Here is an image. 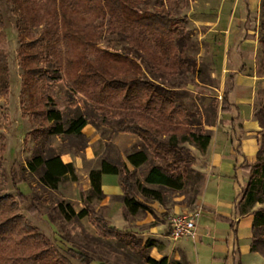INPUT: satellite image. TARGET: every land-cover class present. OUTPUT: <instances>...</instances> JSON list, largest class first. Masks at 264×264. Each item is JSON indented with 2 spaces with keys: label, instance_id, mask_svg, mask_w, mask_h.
<instances>
[{
  "label": "rangeland",
  "instance_id": "374dc122",
  "mask_svg": "<svg viewBox=\"0 0 264 264\" xmlns=\"http://www.w3.org/2000/svg\"><path fill=\"white\" fill-rule=\"evenodd\" d=\"M22 1L0 0V196L10 197L16 205L14 215L40 236L43 244L39 249L52 260L58 255L62 261L82 264L68 254V249H73L91 257L90 264H146L147 257L156 260L166 257L167 264H188L187 259L196 264L197 256L201 264H208L203 243L168 236V220L173 213L190 217L196 229L211 225V216L203 211L202 205L205 203L213 208L214 204L215 207V196L209 194L203 199L208 174L199 170L195 163L198 159L196 147L189 142L178 143L187 148L185 156L193 158L179 165L185 169L181 189L144 182L149 168L160 162L137 135L119 130L130 120L132 110L121 102L124 88L116 83L120 81L122 85L135 78L158 85L164 95L191 115L192 123L213 139L219 128L228 129L231 123L234 126L238 123L233 114L237 107L232 101L233 73L247 70L236 60V45L248 47L257 73L264 76V0H132L133 4L130 2L128 6L134 5L144 13L167 14L168 5H174L168 15L182 19L175 26L178 65L174 70L156 66L155 61L130 46L125 38L129 29L123 30L116 14L112 17V8L109 9L105 0H79L83 12L74 21L85 33L62 39L61 31L73 33L75 29L71 26L60 29L57 24L59 38L55 43L48 45L39 41L28 49V60L33 57L34 61L31 69H39L34 77L36 83L42 85L41 94L51 95L47 109L60 112L64 128L79 115L88 120L77 135L50 134L48 129L55 122L47 123L24 110L26 94L21 100V89L26 78L23 67L26 42L40 40L44 25L29 27L32 36L26 37V12L14 11L15 5ZM54 20L58 23L59 17ZM34 51L35 57L32 56ZM104 53L119 54L122 58L113 62L114 57ZM124 53H127L126 58ZM101 67L117 70L106 78L111 86H96L92 99L74 89L72 80H89L95 84L98 76L93 70ZM43 73L50 77L61 76V80L49 81ZM245 86L240 84L239 88L245 89ZM252 103L253 116L260 124L258 149L261 148L264 157V89L255 92ZM168 135L165 132L160 138L165 140ZM138 151L144 152L147 159L135 169L132 178L143 186L159 190L163 201L149 200L148 210L124 218L120 175L104 174L107 192L103 190L101 176L102 195L97 198L90 189L89 174L99 169L102 160L117 167L124 162L132 170L126 156ZM36 154L44 158L59 156L63 163L72 164L74 175L61 177L54 189L45 186L39 180L40 169L31 173L26 168L27 161ZM231 194L229 188L220 190L225 200ZM84 200L91 214L67 216L66 205L78 213L85 206ZM259 207L261 205L253 206L254 209ZM95 216L104 220L106 227L114 230V235L104 234L97 227ZM206 241L202 237V242ZM7 242H0V253H13L15 262L5 264H26V243Z\"/></svg>",
  "mask_w": 264,
  "mask_h": 264
},
{
  "label": "trees",
  "instance_id": "16d2710c",
  "mask_svg": "<svg viewBox=\"0 0 264 264\" xmlns=\"http://www.w3.org/2000/svg\"><path fill=\"white\" fill-rule=\"evenodd\" d=\"M24 0L15 5L14 11L20 13L26 12V37H31L29 27L37 28L39 25H44L41 29V39L30 40L26 42V63H23L26 78L23 80L21 89V100L26 94V107L24 110L31 113L33 116L41 117L45 122H55L54 126H50L48 132L50 134H80L82 128L88 123V120L83 115H79L72 120L69 125L64 128L61 124V114L58 110L47 109L46 104L51 100V95H44L42 85L36 83L34 75L39 69H31L30 65L34 64L28 49L33 47L39 41L45 44L55 43L59 36L56 32L59 24L60 29H67L69 26L74 27L73 33H63L61 30L62 39L76 34H83V29H78L74 18L82 14V5L79 0H58L59 9H56L57 0ZM86 2V0H83ZM90 1V0H88ZM111 11L112 17L115 15L118 24L123 30L129 29L126 33V40L132 48L138 49L144 53L146 58L155 61V65L162 68L174 70L178 65L177 45L174 39L176 32V24L179 20L170 17L169 10L173 4L168 5L167 14L153 11L144 13L140 8L134 5L128 6L132 0H105ZM135 3V2H134ZM129 7V8H128ZM25 8V10H24ZM24 10V11H23ZM42 11V12H41ZM59 17V22L54 20ZM74 21V22H73ZM1 24V23H0ZM1 26V25H0ZM49 27L53 31L48 32ZM40 43V42H39ZM22 46V44L20 45ZM129 46V47H130ZM22 50H20L21 52ZM33 54V53H32ZM108 56L121 60L122 56L113 53H104ZM37 53L34 51V56ZM127 53H124V58ZM163 58L165 62L163 63ZM147 59V60H148ZM107 62H104L106 64ZM2 58H0V80L2 76ZM102 68V67H101ZM113 67L106 69H95L97 82L92 83L89 80L79 81L72 80L74 89L84 96L94 98V90L96 86L102 85L103 88L111 86L106 79ZM109 72V73H108ZM119 72V71H118ZM42 74V73H41ZM45 74V73H43ZM111 75V74H110ZM50 81L61 80V76H49L45 74ZM118 87L124 88V93L121 102L124 106L132 110V115L129 121L124 123L119 130L126 131L137 135L146 147L156 156L160 164L154 165L147 171L144 182L150 185H159L174 190H179L184 186L185 169H181L182 164L193 160L190 155H186L187 148L178 146V143L189 142L194 145L200 152H204L209 144L210 137L191 122V115L180 105L175 104L170 97L164 95L158 85L150 81L141 79H129L121 85L118 81ZM102 89V87H101ZM103 90V89H102ZM34 95H40L38 97ZM45 100V101H42ZM121 103V104H122ZM35 107H37L35 109ZM23 108V107H22ZM138 109L134 111L133 109ZM35 109V110H34ZM184 127V130L181 128ZM183 130V133L178 134V131ZM168 132V138L162 140L160 137ZM129 163L133 166L130 170L123 162L119 167L109 164L102 160L98 170L91 171L89 174L90 189L97 194V198L102 195L100 179L103 174H119L121 177L120 184L123 192L122 215L124 218L136 214L138 211L148 210L147 202L163 201L162 193L153 188L143 186L141 183L133 180L135 169L144 163L147 156L144 152L128 154L126 156ZM164 162V164H163ZM26 168L29 172L34 173L40 169L41 174L39 180L42 184L49 188H56L61 177L68 174L74 175V168L71 163H63L59 156L52 155L44 158L42 154H36L26 163ZM22 179H19L21 181ZM139 197H138V196ZM84 208L75 213L69 205L67 216L76 215L78 217L91 214V210L87 207L88 202L84 200ZM240 204V205H238ZM255 204H260L261 207L252 209ZM61 206V205H60ZM16 205L10 201L7 195L0 196V242H15L21 241L26 243V264H70L69 260H61L58 255L52 260L46 256L44 250L39 249L42 239L39 235L33 232V229L26 223L21 221V218L14 215ZM236 209L240 215L252 214V240L250 244L251 251H259L264 255V157L261 156V148L257 151L256 161L251 165L249 176L242 187ZM66 212V211H65ZM97 227L106 235H114V230L106 227L104 220L94 217ZM15 240V241H14ZM14 252V251H13ZM68 254L82 264H90L92 258L73 249H68ZM31 253V254H29ZM15 262L13 253L1 254L0 264ZM103 264V263H101ZM146 264H167L166 257L158 260L151 257L146 258Z\"/></svg>",
  "mask_w": 264,
  "mask_h": 264
},
{
  "label": "crops",
  "instance_id": "0c3cea01",
  "mask_svg": "<svg viewBox=\"0 0 264 264\" xmlns=\"http://www.w3.org/2000/svg\"><path fill=\"white\" fill-rule=\"evenodd\" d=\"M235 48L239 66H244L247 70L235 72V67L232 68L235 72L232 101L237 106L233 114L238 123L235 126L231 123L228 129L219 128L215 137L210 139L206 154L194 148L197 152L198 159L195 163L198 169L208 174L203 199L209 194L215 196V207L214 204L213 208H208L205 203L202 205L203 211L211 216V225L200 229H196L195 225V236L182 238L203 243L208 254V264H264V255L250 250L253 215H240L236 209L240 191L257 158L260 124L253 116L252 102L255 92L264 89V76L257 73L255 60L247 51V46L238 48L236 45ZM240 84H246L245 89L239 88ZM224 131L227 133L224 134ZM102 182L103 190L107 192L104 174ZM223 188H229L232 192L226 200L220 195ZM202 237L208 241L202 242ZM187 261L188 264H195L189 259ZM195 261L196 264H201L199 256Z\"/></svg>",
  "mask_w": 264,
  "mask_h": 264
},
{
  "label": "built area",
  "instance_id": "2783aa9c",
  "mask_svg": "<svg viewBox=\"0 0 264 264\" xmlns=\"http://www.w3.org/2000/svg\"><path fill=\"white\" fill-rule=\"evenodd\" d=\"M168 236L171 239L195 236V223L185 215L173 213L168 220Z\"/></svg>",
  "mask_w": 264,
  "mask_h": 264
}]
</instances>
